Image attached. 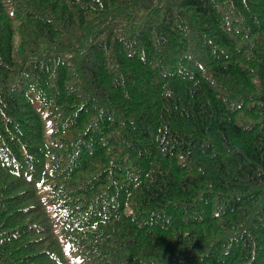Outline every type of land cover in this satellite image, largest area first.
<instances>
[{
	"label": "trees",
	"instance_id": "trees-1",
	"mask_svg": "<svg viewBox=\"0 0 264 264\" xmlns=\"http://www.w3.org/2000/svg\"><path fill=\"white\" fill-rule=\"evenodd\" d=\"M0 264H264V0H0Z\"/></svg>",
	"mask_w": 264,
	"mask_h": 264
}]
</instances>
